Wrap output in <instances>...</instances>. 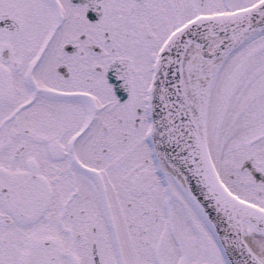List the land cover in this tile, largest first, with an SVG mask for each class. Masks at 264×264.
Returning <instances> with one entry per match:
<instances>
[{
	"label": "snow or ice",
	"instance_id": "obj_1",
	"mask_svg": "<svg viewBox=\"0 0 264 264\" xmlns=\"http://www.w3.org/2000/svg\"><path fill=\"white\" fill-rule=\"evenodd\" d=\"M0 264H264V0H0Z\"/></svg>",
	"mask_w": 264,
	"mask_h": 264
}]
</instances>
